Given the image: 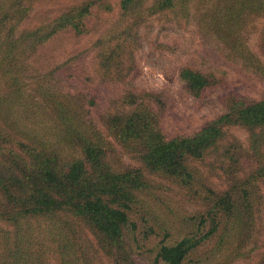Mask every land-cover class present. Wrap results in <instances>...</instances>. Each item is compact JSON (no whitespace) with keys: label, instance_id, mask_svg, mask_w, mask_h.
I'll return each mask as SVG.
<instances>
[{"label":"rangeland","instance_id":"1","mask_svg":"<svg viewBox=\"0 0 264 264\" xmlns=\"http://www.w3.org/2000/svg\"><path fill=\"white\" fill-rule=\"evenodd\" d=\"M91 1L95 0H36L21 28L37 27ZM96 1L103 6L91 8L86 34L63 31L34 49L27 46L23 54L17 46L20 55L13 63V58L8 61L20 69L12 73L17 85H11L0 69V104L5 105H0L1 111L8 108L12 117L50 138L61 130L52 103L42 98L45 93L74 107L73 99L95 96L99 107L89 106L81 116L78 110V117L107 135L104 116L131 110L135 105L126 106L125 101L133 96L131 102H154L159 127L171 138L193 136L207 123L230 114L236 102L264 100V8L259 13L244 10L240 19L228 23L215 13L234 4L231 0H189L187 18L176 17L175 10L154 14L138 9L133 16L119 9L120 0ZM98 39L111 49L113 61L107 64L111 69L98 70ZM182 69L216 74L217 82L200 97H192L179 77ZM26 108L32 115L24 114ZM222 129L224 137L217 148L189 163L191 183L183 185L144 171L148 188L137 193L129 217L130 256L120 253L119 264H155L159 246L183 239H203L185 264H264V133H258L254 151L255 140L245 127L228 124ZM109 142L114 168L141 167L127 149ZM70 145L64 153L71 152ZM226 192L232 202L229 216L217 213L215 206ZM72 223L74 242L80 246L86 239L90 244L85 254L90 264H115L88 228ZM30 229L33 240H44L42 264H58L48 224L34 220Z\"/></svg>","mask_w":264,"mask_h":264},{"label":"trees","instance_id":"2","mask_svg":"<svg viewBox=\"0 0 264 264\" xmlns=\"http://www.w3.org/2000/svg\"><path fill=\"white\" fill-rule=\"evenodd\" d=\"M35 1L0 0V69L7 80L10 78L11 85L18 82L12 73L20 71L18 66L8 63L11 58L13 63L20 55L16 54L17 46L22 48L23 54L28 47L34 49L45 44L63 31L70 30L75 36H82L87 32L85 20L91 8L103 6L96 0L91 1L37 27L22 29L21 24ZM146 1L120 0L119 9L133 16L138 9L154 14L175 10L176 17L190 16L189 0H152L147 6L144 5ZM231 1L234 4L217 11L216 18L230 23L240 19L244 10L259 13L264 8V0ZM142 6L145 7L142 9ZM104 8L110 9L109 6ZM235 8L238 9L236 13ZM12 42L17 45L11 47ZM105 43L101 39L95 43V48L99 49L97 67L103 71L111 69L107 64L113 61L111 49L104 47ZM215 75L188 69L179 73L192 97H200L206 88L216 83ZM40 92L45 91L40 89ZM45 96L42 98L46 104L52 103L53 116L59 120L61 130L50 138L12 117L8 108L7 112L0 110V264H42L46 261L42 252L44 240L32 239L30 227L34 220L48 224L47 232L52 238L58 264H90L85 257L89 242L81 239L80 246L74 242L77 238L74 220L88 228L108 250L106 254L119 264L120 253L130 256L131 250H127L126 243L129 217L137 193L148 188L144 171L186 185L193 181L189 163L200 159L207 150L217 148L218 141L224 137L222 128L225 125L245 127L255 140L254 151L258 133H264V100H241L233 104L230 114L207 123L193 136L166 138L150 99L137 103L131 102L133 96L127 97L125 104H129L126 106H135L113 116L105 115L103 120L108 129L105 135L95 124L78 117V110L81 116L87 107H99L95 96L73 99L75 107L67 106L50 94L45 93ZM26 113L32 115L28 109ZM109 139L127 149L128 155L141 167L114 168L109 160L113 147ZM69 145L71 152L64 153L63 148ZM215 206L217 213L233 214L228 192L216 199ZM202 240L183 239L173 245L159 246L155 264H185Z\"/></svg>","mask_w":264,"mask_h":264}]
</instances>
